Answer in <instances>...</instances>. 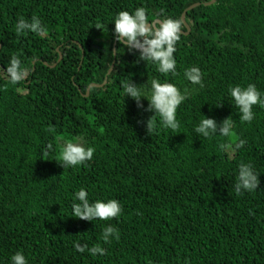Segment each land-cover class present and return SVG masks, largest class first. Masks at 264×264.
Here are the masks:
<instances>
[{
	"label": "trees",
	"instance_id": "obj_1",
	"mask_svg": "<svg viewBox=\"0 0 264 264\" xmlns=\"http://www.w3.org/2000/svg\"><path fill=\"white\" fill-rule=\"evenodd\" d=\"M210 1L0 0V264L17 250L28 264H264V108L253 106L245 123L228 94L249 83L264 92V0ZM137 7L151 22L186 10L175 73L114 39L112 18ZM33 16L46 34L16 32L18 19ZM14 55L27 69L17 83L7 73ZM191 66L203 88L184 78ZM154 79L187 91L176 129L145 110ZM129 80L146 98L139 106L123 94ZM203 115L231 120L236 136L196 135ZM76 138L94 147L93 158L63 168L59 149ZM241 162L259 184L237 195ZM82 187L90 200H118L122 213L71 216ZM109 224L119 238L104 243ZM73 241L100 243L106 254L78 252Z\"/></svg>",
	"mask_w": 264,
	"mask_h": 264
},
{
	"label": "clouds",
	"instance_id": "obj_2",
	"mask_svg": "<svg viewBox=\"0 0 264 264\" xmlns=\"http://www.w3.org/2000/svg\"><path fill=\"white\" fill-rule=\"evenodd\" d=\"M111 23L113 24L114 39L127 47L129 51L137 50L138 60L156 65V69L160 73L176 72L177 62L173 54L184 28V23L180 19L165 16L158 22H151L147 18L146 10L143 7H137L131 12L119 11L112 18ZM27 31L42 35L46 34L47 29L39 17L33 16L30 20L18 19L16 32ZM7 73L11 82L17 83L26 77L27 69L22 67L21 60L14 55L10 60ZM202 75L201 69L197 66L187 67L183 72L184 78L199 88L204 86ZM136 85L132 80H129L122 84V88L124 96L133 98L139 106L140 99L145 96ZM228 94L238 109V118L245 123H251L254 119L253 106L264 108V92L258 90L255 84L231 86L228 89ZM186 98V90L182 91L173 83H161L154 79L151 82L150 97L145 98L148 101L145 110L160 117L161 127L176 129L179 126L176 111ZM146 131L147 133L155 131L150 117L146 121ZM193 132L205 138L216 134L226 137L236 136L231 120L225 118L218 124L214 118L204 115L203 119L194 126ZM236 139L237 148L245 144L244 139ZM94 151L93 146L82 143L79 138L66 140L59 149L60 163L63 168L83 165L86 161L92 160ZM258 184V172L253 165L249 162L239 163L233 185L234 192L237 195L243 192L251 193L257 190ZM70 210L71 216L85 221H106L118 217L122 213V206L114 198L90 200L88 191L82 187L74 192ZM118 238L119 230L116 227L110 224L103 227L101 241L109 243ZM72 246L76 251L81 253L87 251L92 256L106 254L105 248L100 243L89 247L86 243L73 241ZM9 264H28V260L22 250H17L10 255Z\"/></svg>",
	"mask_w": 264,
	"mask_h": 264
},
{
	"label": "water",
	"instance_id": "obj_3",
	"mask_svg": "<svg viewBox=\"0 0 264 264\" xmlns=\"http://www.w3.org/2000/svg\"><path fill=\"white\" fill-rule=\"evenodd\" d=\"M213 1H214V0H211L209 3H212ZM196 5H197V4H193V5H191L190 7H188L187 9H190V8L196 6ZM185 11H186V10H184V12L181 14V20H182V22L184 23V26L187 28V32H188V26H187L186 22L184 21V13H185ZM158 21H159V20H154V22H158ZM113 51H114V48H113ZM112 67H113V62H112V64H111V66H110L108 72L111 71ZM105 80H106V79H104V82H105ZM87 91H88V90H87ZM86 93H87V92H86Z\"/></svg>",
	"mask_w": 264,
	"mask_h": 264
}]
</instances>
